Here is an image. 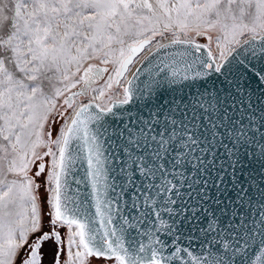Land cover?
<instances>
[{"label": "snow or ice", "instance_id": "obj_1", "mask_svg": "<svg viewBox=\"0 0 264 264\" xmlns=\"http://www.w3.org/2000/svg\"><path fill=\"white\" fill-rule=\"evenodd\" d=\"M0 264H264V0H0Z\"/></svg>", "mask_w": 264, "mask_h": 264}, {"label": "water", "instance_id": "obj_2", "mask_svg": "<svg viewBox=\"0 0 264 264\" xmlns=\"http://www.w3.org/2000/svg\"><path fill=\"white\" fill-rule=\"evenodd\" d=\"M149 107H151V105H149ZM141 109L145 114L148 112V108L143 107V105H141Z\"/></svg>", "mask_w": 264, "mask_h": 264}, {"label": "rangeland", "instance_id": "obj_3", "mask_svg": "<svg viewBox=\"0 0 264 264\" xmlns=\"http://www.w3.org/2000/svg\"><path fill=\"white\" fill-rule=\"evenodd\" d=\"M201 42L203 43L204 41H201ZM100 83H102V81Z\"/></svg>", "mask_w": 264, "mask_h": 264}]
</instances>
